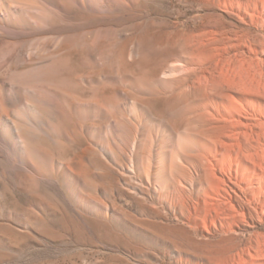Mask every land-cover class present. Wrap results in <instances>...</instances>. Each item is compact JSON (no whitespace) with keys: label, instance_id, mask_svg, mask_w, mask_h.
Segmentation results:
<instances>
[{"label":"rangeland","instance_id":"obj_1","mask_svg":"<svg viewBox=\"0 0 264 264\" xmlns=\"http://www.w3.org/2000/svg\"><path fill=\"white\" fill-rule=\"evenodd\" d=\"M4 2L0 5V115H23L35 134L29 148L41 154L34 152L31 166L26 167L0 144V264L195 262L182 239L183 219L176 218L168 203L186 200L189 187L184 183L175 191L167 187L165 178L150 184L138 175L133 140L142 117L137 102L148 97L125 81L112 54L139 34L137 24L167 28L173 13L178 23L204 13L191 11L184 0H157L136 13L110 8L108 0L97 12L72 2L68 13L56 8L65 0ZM177 63L178 58L168 57L162 65ZM194 80L191 75L190 81ZM7 92L11 104L2 100ZM103 95L108 97L104 105L108 116L97 110L80 116L66 100L71 96L78 102L104 104ZM18 97L33 103L38 120L42 119L28 118ZM152 105L153 115L166 119L160 113L162 102ZM88 148L92 149L89 161L84 158ZM82 164L81 179L61 167L72 166L77 173Z\"/></svg>","mask_w":264,"mask_h":264},{"label":"bare ground","instance_id":"obj_2","mask_svg":"<svg viewBox=\"0 0 264 264\" xmlns=\"http://www.w3.org/2000/svg\"><path fill=\"white\" fill-rule=\"evenodd\" d=\"M106 1L65 0L56 8L68 13L75 2L97 12ZM108 1L110 8L136 13L157 0ZM184 2L191 11L204 14L178 23L173 13L167 28L137 24L139 34L112 54L125 81L148 97L137 102L142 117L133 140L137 173L150 184L165 178L167 187L175 191L184 183L189 187L186 200L168 201L176 218L183 219L182 239L193 251L195 262L186 264H264V0ZM0 5H6L4 0ZM147 15L150 18L149 9ZM195 20L201 22L195 25ZM168 57L178 58L179 63L162 65ZM70 97L66 100L80 116L92 110L109 115L104 108L106 95L104 104ZM2 100L13 103L8 92ZM156 100L162 102L160 113L166 119L153 115ZM18 102L36 122L33 103L26 104L21 97ZM34 138L23 115H0V144L26 167L31 166L34 152L41 154L29 148ZM91 150L85 151L88 161ZM141 152L146 154L143 159ZM61 167L81 179L83 164L77 173L72 166Z\"/></svg>","mask_w":264,"mask_h":264}]
</instances>
